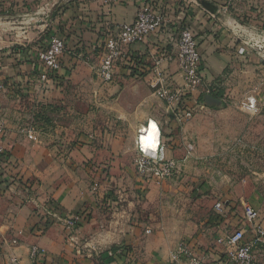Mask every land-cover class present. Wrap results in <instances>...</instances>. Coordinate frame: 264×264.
Listing matches in <instances>:
<instances>
[{
    "label": "rangeland",
    "instance_id": "1",
    "mask_svg": "<svg viewBox=\"0 0 264 264\" xmlns=\"http://www.w3.org/2000/svg\"><path fill=\"white\" fill-rule=\"evenodd\" d=\"M15 1L0 0V51L46 43L44 38L54 33L67 37L61 19L73 3L85 0ZM224 1L226 9L218 12L232 21L239 57L221 79L215 101L201 100L190 117L169 121L174 137L169 157L177 165L169 177L140 171L136 164V129L162 112V100L142 74L104 82L87 65L91 61L75 62L69 78L49 90L47 99L31 89L30 97L11 93L6 101L10 110H23L19 119L9 117L8 134L31 130L53 152L90 141L86 145L112 151L125 162L127 168L111 171L85 167L83 181L91 187L98 183L93 192L100 200L99 213L124 211L130 217L127 226L146 223L147 238L165 249L176 248L190 232L212 227L221 216L213 204L222 196L233 201L227 232L237 227L243 202L258 209L264 225V0ZM11 3L16 9L10 10ZM257 264H264L262 247Z\"/></svg>",
    "mask_w": 264,
    "mask_h": 264
},
{
    "label": "crops",
    "instance_id": "2",
    "mask_svg": "<svg viewBox=\"0 0 264 264\" xmlns=\"http://www.w3.org/2000/svg\"><path fill=\"white\" fill-rule=\"evenodd\" d=\"M143 1H73L75 5L69 7L64 20L61 19V23H65L63 32L67 37H64L66 46L61 56V67L57 71L59 82H63V77L69 78L75 62L88 63L89 60L91 62L87 65H92L91 68L95 69L101 59L108 32H115L121 23L132 22ZM155 1L165 15L163 27L144 41L125 47L123 59L117 64L114 77L131 79L142 74L150 82L156 68L164 76L168 88H180L183 80L175 58L177 33L180 26L187 24L197 41L204 81L215 83L220 88L224 74L235 66L239 57L238 36L233 32L232 21L226 16L219 17L210 13L197 0ZM17 2L18 0L15 1ZM210 2L219 11L221 8L226 9L224 0ZM12 3L10 10L16 9V5ZM231 4V1L228 2L227 8ZM47 38H44L46 42ZM23 47L0 51V117L6 123L5 139L9 145L8 157L12 161L4 165L0 163V264H11L13 260L21 264H166L175 246L165 249L157 242L152 244L151 238L145 235L150 233L146 223L127 226L125 222L130 217L127 213L123 214L124 211L113 212L111 215L99 213L100 200L92 187L83 181L86 178L85 167L90 171L127 168L128 165L120 161L117 155H112V151L103 148L88 146L86 144L90 141L86 140V144H77L75 148L65 146V149L53 152L39 141L38 135L36 138L33 135L28 137L26 130L18 129L8 134L9 117L12 115V118L19 119L23 114L22 108L10 110L7 107L9 94L30 97L31 89H36V93L40 92L47 99L49 90L55 87V83L45 84L39 77L41 67L36 57L38 46ZM129 56L141 67H131L129 61H126ZM90 58L97 59V63L94 65L92 62L95 60ZM138 70L141 71L138 73ZM218 94L220 90L209 97L199 93L196 96L199 102L202 100L205 103L215 101ZM193 105L192 101L180 106L168 105L162 101V112L151 114L141 123L147 119L158 122L167 145L168 157L171 156L170 146L174 143L169 121L176 123L178 116ZM59 171L63 173L60 178ZM77 171L81 174H77ZM231 200L229 195L215 200L213 207L216 202L225 203L224 214L208 230L195 234L190 232L181 241L195 249V252L203 253L209 263H218L220 252L218 247H214L215 239L233 222L232 214L228 213L233 212ZM49 207L58 209L54 216L44 212ZM80 212L86 218L74 229L67 230L62 219ZM147 229L149 232H146ZM32 245L44 249V253L35 260L29 257Z\"/></svg>",
    "mask_w": 264,
    "mask_h": 264
},
{
    "label": "built area",
    "instance_id": "3",
    "mask_svg": "<svg viewBox=\"0 0 264 264\" xmlns=\"http://www.w3.org/2000/svg\"><path fill=\"white\" fill-rule=\"evenodd\" d=\"M164 23L165 15L156 4L142 3L139 5L132 22L121 23L115 32H108L106 35L101 59L95 67V73L99 79L104 82L112 80L118 62L123 59L125 47L144 41L149 35L159 31ZM64 50L65 43L57 34H51L44 47L37 49L36 57L41 67L39 77L45 84L47 81L53 80L52 76L59 71ZM175 58L183 80L181 87L178 89L168 88L164 76L156 68L154 69L155 75L149 84L155 94L168 105H186L189 101L194 103L192 108L185 109L178 116V120H181L190 117L194 108L200 106L196 93L210 95L218 90V85L204 81L201 75L202 63L197 41L191 27L187 24H183L178 29ZM126 61H129L128 64L133 68L141 67L130 56ZM140 71L138 70V73ZM26 134L28 137H32L31 130H27ZM149 137L151 138V147H145V141ZM5 138L6 123L0 117V154L9 151V145ZM135 144L138 153L136 164L140 171L149 169L162 178L173 174L177 166L176 161L167 156V145L162 138V131L156 120L147 119L137 127ZM97 184L96 182L93 184L92 190L97 188ZM225 207L224 202H216L214 205L218 215L224 214ZM242 208L237 227L231 232L224 230L215 239L214 247H218L220 252L218 263L217 261L207 262L203 253L195 252V249L193 250L187 243L181 242L171 250L166 264H255L259 247L264 248V225L260 222L258 209L254 205L243 202ZM57 210V208L49 207V210L45 208L44 212L54 216ZM85 218L84 213L80 212L62 219V221L67 230H72ZM146 232H149V229ZM43 253L44 249L37 245H32L29 248L31 260H35ZM11 264L21 263L13 260Z\"/></svg>",
    "mask_w": 264,
    "mask_h": 264
},
{
    "label": "trees",
    "instance_id": "4",
    "mask_svg": "<svg viewBox=\"0 0 264 264\" xmlns=\"http://www.w3.org/2000/svg\"><path fill=\"white\" fill-rule=\"evenodd\" d=\"M154 1V2H153ZM144 0L143 1V3H153V4H156V6H158V2L157 1H155V0ZM54 34H56V33H54ZM57 35L64 41V43H66L65 42V38L62 36V35H59L58 33H57ZM37 46L39 47V48H41V47H44V44H41V43H37ZM65 46H66V44H65ZM52 79L53 80H50V81H47L46 83L48 84H50V85H52V84H54L55 83V85H58V84H61V82H59V75H58V73H55L53 76H52ZM55 81V82H54ZM0 163L1 164H8V163H12V161H11V159L8 157V152L7 153H3V154H0ZM14 177V179L16 178V174H15V176H13ZM9 178V177H8ZM9 180H11V179H9ZM4 181V180H3ZM1 190V189H0Z\"/></svg>",
    "mask_w": 264,
    "mask_h": 264
},
{
    "label": "water",
    "instance_id": "5",
    "mask_svg": "<svg viewBox=\"0 0 264 264\" xmlns=\"http://www.w3.org/2000/svg\"><path fill=\"white\" fill-rule=\"evenodd\" d=\"M200 5L205 8L207 11H209L212 14H215L219 17H222L223 15L221 13L218 12V7L216 5H214L212 2L208 1V0H197ZM207 97H209L210 95H206Z\"/></svg>",
    "mask_w": 264,
    "mask_h": 264
},
{
    "label": "clouds",
    "instance_id": "6",
    "mask_svg": "<svg viewBox=\"0 0 264 264\" xmlns=\"http://www.w3.org/2000/svg\"><path fill=\"white\" fill-rule=\"evenodd\" d=\"M150 139L149 137V139L145 141V147H151Z\"/></svg>",
    "mask_w": 264,
    "mask_h": 264
},
{
    "label": "bare ground",
    "instance_id": "7",
    "mask_svg": "<svg viewBox=\"0 0 264 264\" xmlns=\"http://www.w3.org/2000/svg\"><path fill=\"white\" fill-rule=\"evenodd\" d=\"M253 39H256V41H257L258 43H263V41L260 40V39H258V38L253 37Z\"/></svg>",
    "mask_w": 264,
    "mask_h": 264
},
{
    "label": "snow or ice",
    "instance_id": "8",
    "mask_svg": "<svg viewBox=\"0 0 264 264\" xmlns=\"http://www.w3.org/2000/svg\"><path fill=\"white\" fill-rule=\"evenodd\" d=\"M153 128H155V125H153Z\"/></svg>",
    "mask_w": 264,
    "mask_h": 264
}]
</instances>
